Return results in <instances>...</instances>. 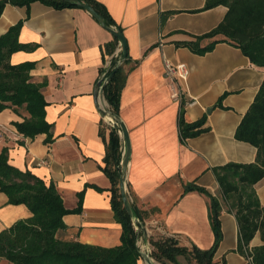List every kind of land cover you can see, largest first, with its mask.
<instances>
[{
  "label": "crops",
  "instance_id": "obj_1",
  "mask_svg": "<svg viewBox=\"0 0 264 264\" xmlns=\"http://www.w3.org/2000/svg\"><path fill=\"white\" fill-rule=\"evenodd\" d=\"M96 1L122 29L129 58L138 61L122 91L120 108L131 146L126 185L141 221L137 246L151 256V239L171 237L183 247L209 250L216 239L209 195L221 199L212 169L256 161L257 149L237 141L235 133L264 82V69L227 42L218 43L203 56L176 46L216 28L227 14L225 6L194 12L203 9L207 0ZM173 12L176 14L163 19ZM20 21V41L37 48L14 54L12 63H36L31 76L43 85L46 118L54 124L53 142L46 143L45 134L35 138L20 135L12 123L24 119L7 109L0 112V154L7 149L12 166L53 183L68 210L78 207L79 194L84 193L81 213L64 217L68 233L76 241L104 248L119 246L122 226L111 206V182L101 170L106 145L99 135L100 123L103 120L111 125L101 116L94 93L103 79L102 70L108 69L113 59L119 61L120 44L105 62L103 46L114 37L83 9L56 10L40 2L29 9L7 5L0 18V36ZM165 59L185 64L187 80L175 83L168 79ZM176 89L180 99H174ZM224 95L225 108L216 107ZM183 101L186 120L195 122L207 116L210 128L185 143L178 128ZM208 109H212L209 114ZM193 183L209 195L186 192ZM255 190L264 207V179ZM223 206V239L214 264H247L237 251L236 217ZM30 217L26 206L9 205L0 192V233ZM261 245L257 234L250 249ZM0 264L10 263L0 259ZM138 264L148 263L141 258Z\"/></svg>",
  "mask_w": 264,
  "mask_h": 264
},
{
  "label": "trees",
  "instance_id": "obj_2",
  "mask_svg": "<svg viewBox=\"0 0 264 264\" xmlns=\"http://www.w3.org/2000/svg\"><path fill=\"white\" fill-rule=\"evenodd\" d=\"M79 1L91 5L104 18L107 27L123 33L108 11L96 0ZM36 2L56 10L80 9L64 0H0V18L7 5L29 9ZM218 6H225L228 11L216 28L203 35L192 36V41L178 42L176 46L203 56L213 51L218 43L227 42L240 49L253 65L264 69V0H207L203 9L194 12ZM171 14L176 12L166 13L163 19ZM22 28L23 21H20L0 36V112L11 109L24 119L21 123H12L23 137L35 138L45 134L46 143H52L54 124L46 118L48 103L42 92L43 85L35 83L31 76L36 63H12L14 54L33 52L37 48V45L20 41ZM207 40L210 42L204 45ZM118 45L119 41L113 38V41L103 46L105 62L107 56L115 54ZM117 65L118 60L113 59L110 67L103 69L102 73L107 78L115 72L104 88V98L110 113L120 117L122 91L138 61H132L128 55L127 60L115 70ZM225 96L219 99L216 107L225 108ZM185 115L183 101L178 120L181 142L185 143L210 131L207 116L188 122ZM120 130V123L116 120L114 126H108L103 120L100 123L99 135L106 145L101 170L111 182V206L115 220L122 226L120 245L104 248L83 244L71 237L64 217L81 213L84 193L79 194L78 207L68 210L53 183L47 184L30 171H21L12 166L8 150L4 149L0 154V192L7 196L9 205L26 206L31 217L17 221L0 233V259L10 264H138L142 258L137 246L139 233L133 226L120 194L123 178ZM235 139L255 147L257 157L254 163H229L212 169L219 184L221 199L209 195L204 188L194 183L186 188V192L197 190L211 199V219L216 238L214 246L209 250H201L195 245L189 249L171 237L151 239L154 247L151 256L158 263L182 264L183 258L193 264H214L216 249L223 239L220 217L223 205H226L229 212L235 215L239 227L237 251L244 257H250L253 264H264V207L255 190V185L264 179V82L239 124ZM257 234H260L263 245L248 252Z\"/></svg>",
  "mask_w": 264,
  "mask_h": 264
},
{
  "label": "water",
  "instance_id": "obj_3",
  "mask_svg": "<svg viewBox=\"0 0 264 264\" xmlns=\"http://www.w3.org/2000/svg\"><path fill=\"white\" fill-rule=\"evenodd\" d=\"M64 1H66L68 3H72V4L76 5L77 7H79L80 9H83V10L87 11L88 13H90L100 23V25L103 28H105L114 38H116L119 41V44L121 47V58L118 61L117 68L115 69V70H117L127 60V57H128L127 41H126L124 34L121 33L120 31L116 30L115 28L107 27L105 24L104 18L101 15H99L93 9V7L91 5L80 2L79 0H64ZM114 73L115 72H113L104 81L103 80L100 81V83L98 84V87L96 88V91L94 93V97H95V100L98 104V110H99L101 116L105 119L107 118V119H110L114 122L116 120L117 122L120 123L121 132L123 135V141L125 144V153H124V156L122 159L123 178H122L121 183H120V194L122 197L124 207H125L128 215L131 217L132 222H137L139 220V218L137 216H135V213L133 211L131 200H130L128 190H127V185H126L127 168H128L130 154H131L129 135H128L127 129L125 128L124 124L121 121V118L119 116H113L110 113V111L107 109V105H106L105 98H104V88L107 85V83L112 79ZM211 111H212V109H208L207 113L209 114ZM140 225H141V221H140ZM143 231H146V230L143 229ZM146 234H147V231H146ZM138 249L140 251L141 257L143 259H145L148 264H155V262L153 261V259L150 256L149 252L148 253L143 252V251H141V249L139 247H138Z\"/></svg>",
  "mask_w": 264,
  "mask_h": 264
},
{
  "label": "built area",
  "instance_id": "obj_4",
  "mask_svg": "<svg viewBox=\"0 0 264 264\" xmlns=\"http://www.w3.org/2000/svg\"><path fill=\"white\" fill-rule=\"evenodd\" d=\"M164 64H165V76L168 79L172 80L175 83H177L179 81H186L187 80V78L189 76V69L185 64H177L176 65V64H173L168 59H165ZM105 79H106V75L104 74L102 80L104 81ZM180 98H181V93L179 92L178 89H176V92L174 94V99H180ZM106 105H107V103H106ZM107 109L109 110L108 105H107ZM105 120H107L111 126L115 125L114 121L107 119V118ZM119 135H120V137L123 138L121 130L119 131ZM124 153H125V151H123V156H124ZM132 223H133V226H134L136 232L141 231V225H140L139 220L137 222H132ZM248 252H251V249ZM245 259L247 261V264H253L252 259L250 257H245Z\"/></svg>",
  "mask_w": 264,
  "mask_h": 264
},
{
  "label": "rangeland",
  "instance_id": "obj_5",
  "mask_svg": "<svg viewBox=\"0 0 264 264\" xmlns=\"http://www.w3.org/2000/svg\"><path fill=\"white\" fill-rule=\"evenodd\" d=\"M155 260V259H154ZM155 262L157 263V264H160V263H158L156 260H155ZM181 262H182V264H193V263H189L187 260H185V259H183V258H181Z\"/></svg>",
  "mask_w": 264,
  "mask_h": 264
}]
</instances>
